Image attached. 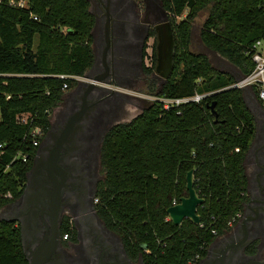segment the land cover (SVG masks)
I'll list each match as a JSON object with an SVG mask.
<instances>
[{"label": "trees", "instance_id": "1", "mask_svg": "<svg viewBox=\"0 0 264 264\" xmlns=\"http://www.w3.org/2000/svg\"><path fill=\"white\" fill-rule=\"evenodd\" d=\"M159 2L171 18L175 45L169 77L151 92L162 97L209 94L169 110L154 100L131 121L109 128L101 148L104 179L97 210L132 258L141 255L144 264H188L199 254L194 263L199 264L248 199L246 156L257 122L245 89L231 85L255 68L252 47L264 40V0ZM206 8L201 39L238 74L191 49L195 18ZM186 9L185 18L177 21ZM94 25L89 0H0V144L5 162L18 151L31 153L27 162L16 160L0 170V212L22 195L36 154L29 148V125L19 123L17 115L29 112L34 124L50 127L52 111L94 61ZM36 36L42 38L38 47ZM155 44L147 74L157 65ZM252 89L262 104L258 88ZM213 102L217 121L209 108ZM190 170L205 199L197 207L200 222L185 218L175 224L167 219L168 208L189 196ZM71 226L66 216L62 234L75 233ZM0 264H30L19 223L5 218H0Z\"/></svg>", "mask_w": 264, "mask_h": 264}, {"label": "flooded vegetation", "instance_id": "2", "mask_svg": "<svg viewBox=\"0 0 264 264\" xmlns=\"http://www.w3.org/2000/svg\"><path fill=\"white\" fill-rule=\"evenodd\" d=\"M89 2L90 11L95 17L92 30L94 61L84 75L76 77V85L65 92L62 103L52 111L50 127L36 148L37 154L44 147L56 145L52 136L58 138L63 135V131H68V123L74 117H79L78 113L84 106L92 108L87 114H82L83 120L74 122L68 134L74 142H64L59 152V161L66 171L68 183L63 194L71 196L68 188L75 184L81 196L63 206L58 222V245L50 261L51 264L56 259L60 264H144L141 255L132 258L128 254L122 237L100 216L96 194L104 179L101 164L104 137L113 121L128 112L124 101L129 99L124 97L118 87H131L134 80L138 81L147 75L158 82L165 80L158 74L157 65L151 74L145 72V67L151 65L155 42L158 59V25L168 15L162 9L165 13L163 17V13L151 0ZM152 14L154 18L150 19ZM152 31L156 32V36L152 35ZM151 37L154 38L152 52H148ZM94 76L103 78V82L97 83L102 89L89 88ZM128 95L133 94L129 92ZM75 128L73 132L71 129ZM259 138L264 140V130L260 132ZM261 155L260 158L253 149L247 158L254 157L256 161L255 170L249 176L248 199L243 211L232 220L229 229L219 234L210 244H215L211 264H264L263 152ZM11 205L2 210L3 215L13 213ZM45 209L48 211L49 206ZM66 216L70 217L71 228L75 233H67L64 238L62 222ZM45 222L47 225H42L41 233L26 240V256L33 257L38 246L45 240L50 241L54 235L49 216Z\"/></svg>", "mask_w": 264, "mask_h": 264}, {"label": "water", "instance_id": "3", "mask_svg": "<svg viewBox=\"0 0 264 264\" xmlns=\"http://www.w3.org/2000/svg\"><path fill=\"white\" fill-rule=\"evenodd\" d=\"M158 31L157 72L166 80L172 69L175 40L173 29L169 21L159 23ZM103 81V78L94 76L89 83V88L98 87L102 89L97 83ZM244 89L247 104L251 108L257 122L255 139L247 153V159L253 153V149L257 153L260 152L262 154L263 152L264 154V140L263 138H259L260 132L264 130V108L259 104L257 98H253L251 102L250 97L252 95L247 92V88ZM215 106L216 103L213 102L209 105V108L215 115L217 121L218 111ZM91 109L84 106L82 111L78 113L79 117H74L73 120L68 123V126L71 128L75 121L83 120L82 114H87V111ZM117 123L121 122L118 121L114 124ZM70 128H68V131H63L61 137L55 138L54 135L52 136L56 145L52 146L51 144L49 147H44L36 154L33 166L27 174V182L23 193L11 205L13 206V213L11 215H3L2 211L0 212V218L19 223L24 252L26 240L35 234L41 233L42 225H47L45 218L47 216L50 217V222L53 224L54 235H52L50 241L45 240L38 246L37 250L33 253V257L27 255L30 264H51L50 259L54 258L55 250L58 245V222L63 213V206L68 202L76 201L77 198L81 196L75 184H71V187L68 188V191L71 192V196L66 197L63 194V190L68 187V183L66 181V171L59 161V152L64 142H74L73 138L68 136ZM71 130L74 132L76 128ZM187 188L189 190V196L182 197L179 203L168 208V213L175 224L182 223L185 218H191L197 223L200 222V215L197 213V207L199 204H202L205 199L198 194L194 187L193 170L187 173ZM47 206H49L48 211L45 209ZM214 246L215 244L210 245L206 257L202 259L199 264H211ZM54 264H60V261L56 259Z\"/></svg>", "mask_w": 264, "mask_h": 264}, {"label": "rangeland", "instance_id": "4", "mask_svg": "<svg viewBox=\"0 0 264 264\" xmlns=\"http://www.w3.org/2000/svg\"><path fill=\"white\" fill-rule=\"evenodd\" d=\"M154 3V0H151ZM156 7H158L159 11L162 10L161 8V4L159 1H155ZM154 4L151 5V8L154 7ZM142 10L144 12V6L145 3H142ZM149 8V9H151ZM164 17V12L161 11ZM188 12V9H186L184 11V13L180 16L177 17V21L184 19L186 14ZM208 9H204L201 10L197 17L195 18L194 24H193V30H192V40H191V49L195 52H202L207 54L211 61L213 62V64L220 68L221 70L224 71H230L233 72L235 74H238L237 68L232 65L225 57L221 56L220 54L208 49L205 44L203 43L202 39H201V30L203 27V23L206 19V17L208 16ZM168 17L166 20H162L160 21L161 23H163L164 21H169L171 23V18L169 17V14L167 13ZM154 18V14H152L150 16V19ZM172 26V25H171ZM63 30H66V28H62ZM42 38H40L39 36H36V40H35V46L38 47L40 40ZM154 42V38L151 37L149 39V48H148V52H152L151 49V45ZM159 42V40H158ZM150 54V53H148ZM150 62V61H149ZM152 76L151 75H147L144 76L143 78H141L140 80H134L131 84V87H127V86H120L118 87V89L120 90V92L122 94H124V97L129 99V100H125V106L128 109V112L123 114L120 118L116 119L113 121V124L120 121V122H128L131 121L133 118H135L136 116H138L143 110L144 108H146L150 103H152V97L154 96V94L151 92L152 88H158L160 87V82L161 80L158 82L157 80L151 79ZM152 81H157V83H152ZM69 91V90H68ZM66 91V92H68ZM125 92V93H124ZM133 94L128 95V93ZM128 96V97H127ZM53 115V114H52ZM259 157L261 158V153L259 152ZM256 161L254 159V157L246 160V169H247V173L250 176L251 171L255 170L256 167Z\"/></svg>", "mask_w": 264, "mask_h": 264}, {"label": "built area", "instance_id": "5", "mask_svg": "<svg viewBox=\"0 0 264 264\" xmlns=\"http://www.w3.org/2000/svg\"><path fill=\"white\" fill-rule=\"evenodd\" d=\"M24 2L21 1L20 5H23ZM253 52V60L255 62L254 70L248 74L247 76L237 80L231 87H239V88H258V95L264 101V40H257L256 43L252 47ZM209 93H199L196 92L192 96H184V97H162L154 95L152 97V101H160L163 103V108L165 110H169L171 108L179 107L183 104L189 102H200L204 97H206ZM17 121L21 124L29 125L30 131V147L35 150L41 140L45 137L48 127L44 125L34 124L33 115L29 112H22L17 115ZM29 146V145H28ZM4 144H0V170H8L10 165L14 163L16 160H22L23 162H27L30 159L31 153L27 151H18L10 161H4ZM180 202V201H179ZM177 200L173 201L172 205L179 203ZM239 215V214H238ZM167 219H171L170 215ZM232 222V221H231ZM231 222L229 224H231ZM216 232L215 230H213ZM68 234L64 235V238L67 237ZM200 260V255L197 254L194 258H192L188 264H194L195 262ZM200 263V262H199Z\"/></svg>", "mask_w": 264, "mask_h": 264}, {"label": "crops", "instance_id": "6", "mask_svg": "<svg viewBox=\"0 0 264 264\" xmlns=\"http://www.w3.org/2000/svg\"><path fill=\"white\" fill-rule=\"evenodd\" d=\"M247 92H249L252 96L250 97V101L252 102V99L253 98H257L256 96H255V94H254V92H253V89L252 88H247ZM257 100H258V98H257ZM258 102H259V104H261L260 103V101L258 100ZM262 106H263V108H264V102L261 104Z\"/></svg>", "mask_w": 264, "mask_h": 264}]
</instances>
